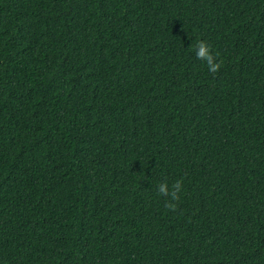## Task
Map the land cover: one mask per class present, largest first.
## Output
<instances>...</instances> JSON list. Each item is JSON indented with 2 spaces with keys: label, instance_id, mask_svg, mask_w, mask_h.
Segmentation results:
<instances>
[{
  "label": "trees",
  "instance_id": "trees-1",
  "mask_svg": "<svg viewBox=\"0 0 264 264\" xmlns=\"http://www.w3.org/2000/svg\"><path fill=\"white\" fill-rule=\"evenodd\" d=\"M0 264H264V0H0Z\"/></svg>",
  "mask_w": 264,
  "mask_h": 264
},
{
  "label": "clouds",
  "instance_id": "clouds-1",
  "mask_svg": "<svg viewBox=\"0 0 264 264\" xmlns=\"http://www.w3.org/2000/svg\"><path fill=\"white\" fill-rule=\"evenodd\" d=\"M193 51H195L197 59L206 62L211 73L215 74L220 70L223 61L218 60L219 53L213 54L211 46L207 43V41L202 39L197 40ZM182 184V180H177L172 184L171 189L166 181L157 186V192L159 195L169 197V200L165 203V208L170 211L174 212L178 207V204L175 202L180 199Z\"/></svg>",
  "mask_w": 264,
  "mask_h": 264
}]
</instances>
